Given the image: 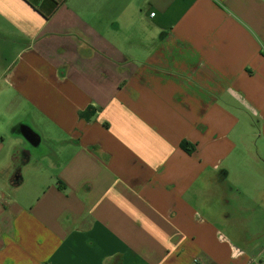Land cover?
Masks as SVG:
<instances>
[{
	"label": "crops",
	"instance_id": "obj_1",
	"mask_svg": "<svg viewBox=\"0 0 264 264\" xmlns=\"http://www.w3.org/2000/svg\"><path fill=\"white\" fill-rule=\"evenodd\" d=\"M196 259L264 264V0H0V264Z\"/></svg>",
	"mask_w": 264,
	"mask_h": 264
},
{
	"label": "rangeland",
	"instance_id": "obj_2",
	"mask_svg": "<svg viewBox=\"0 0 264 264\" xmlns=\"http://www.w3.org/2000/svg\"><path fill=\"white\" fill-rule=\"evenodd\" d=\"M10 141H11L10 136H7L6 142L9 143ZM22 146H23V147H21L22 149L19 150V154L21 156L20 162H22L24 160V158H25L24 152L26 150L28 151L29 150L28 148L30 147L28 144H24ZM42 148H44V146H41L39 148L34 147L30 151L33 154V156L37 162H39L38 158L41 156L40 152H41ZM35 165H37V164H35ZM38 166H41V168L37 167V169L34 171L32 170L33 168L26 170V171H23V178L26 181V183L21 188V190L23 191V194L26 193V191L32 190V187L35 186V183H37L36 180L41 179V184L43 186L49 185V184H51V182L54 181V179H55L54 174L55 173L52 170L48 169L46 166H42L41 164Z\"/></svg>",
	"mask_w": 264,
	"mask_h": 264
},
{
	"label": "water",
	"instance_id": "obj_3",
	"mask_svg": "<svg viewBox=\"0 0 264 264\" xmlns=\"http://www.w3.org/2000/svg\"><path fill=\"white\" fill-rule=\"evenodd\" d=\"M23 129H27V132H22L23 136L31 142V144L34 146H38L40 144V140L37 139V135L33 132V130L29 126L23 127ZM28 133L31 135V137H27ZM37 139V143H34V140Z\"/></svg>",
	"mask_w": 264,
	"mask_h": 264
},
{
	"label": "trees",
	"instance_id": "obj_4",
	"mask_svg": "<svg viewBox=\"0 0 264 264\" xmlns=\"http://www.w3.org/2000/svg\"><path fill=\"white\" fill-rule=\"evenodd\" d=\"M181 147H182L184 150L188 151V152L191 151V148L188 146V143H183V144L181 145Z\"/></svg>",
	"mask_w": 264,
	"mask_h": 264
},
{
	"label": "flooded vegetation",
	"instance_id": "obj_5",
	"mask_svg": "<svg viewBox=\"0 0 264 264\" xmlns=\"http://www.w3.org/2000/svg\"><path fill=\"white\" fill-rule=\"evenodd\" d=\"M18 166L19 165H16V167L18 168ZM19 177H20V174H17V175H12V181H16V180H18L19 179Z\"/></svg>",
	"mask_w": 264,
	"mask_h": 264
},
{
	"label": "built area",
	"instance_id": "obj_6",
	"mask_svg": "<svg viewBox=\"0 0 264 264\" xmlns=\"http://www.w3.org/2000/svg\"><path fill=\"white\" fill-rule=\"evenodd\" d=\"M151 15L154 16L155 14L152 13ZM193 264H202V263L198 259H196V260H194Z\"/></svg>",
	"mask_w": 264,
	"mask_h": 264
}]
</instances>
